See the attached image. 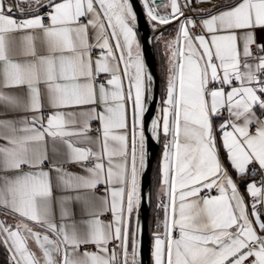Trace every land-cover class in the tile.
Instances as JSON below:
<instances>
[{
  "label": "snow or ice",
  "instance_id": "snow-or-ice-1",
  "mask_svg": "<svg viewBox=\"0 0 264 264\" xmlns=\"http://www.w3.org/2000/svg\"><path fill=\"white\" fill-rule=\"evenodd\" d=\"M140 2L141 12L133 0H0V208L15 220L0 219V244L10 264H145L161 141L150 264H264V179H244L264 172V0ZM20 3L37 7L17 19ZM141 14L154 32L176 24L151 117Z\"/></svg>",
  "mask_w": 264,
  "mask_h": 264
},
{
  "label": "crops",
  "instance_id": "crops-1",
  "mask_svg": "<svg viewBox=\"0 0 264 264\" xmlns=\"http://www.w3.org/2000/svg\"><path fill=\"white\" fill-rule=\"evenodd\" d=\"M13 2L18 3L19 0H13ZM223 3H224V0H202V2H200V3H193L192 6L194 7V9H213L216 5L223 4ZM19 7L24 10L25 15L20 16L19 14H15V16L17 19H22V18H28V14H29L30 9H35L37 7V5L35 3H33L31 5L25 4V3H20ZM45 9L46 8L41 9V14H42L43 10H45ZM220 10H224V9L221 8ZM161 14H163V8L162 7H161ZM188 14L191 15L189 12H188ZM205 18H207V16H203L200 19H205ZM168 27H170L169 31L171 32V36L168 38V37H165V35H163V39L158 40V42H159V46L161 47L162 54L165 55V57L169 59L170 53H169V50L165 47V42L174 37L176 24L172 23ZM138 35H139V32H138ZM160 35L161 34H159L157 37H159ZM139 38H140V35H139ZM217 123H219V121H217ZM92 128H93V125H92ZM253 131H254V129H253ZM162 150H163V141L161 144V152H160V155L158 157V162L160 161ZM222 156H223V153H222ZM224 166L229 168V171H230L231 175L233 176V179L236 180V182L240 185V187H239L240 193L245 196L246 201L250 204L251 198H250L249 194L246 192V183H241L240 178L238 177L236 172L232 171L231 166H230V164L226 158H224ZM255 166L258 167L257 165H255ZM46 167H47V165H46ZM66 167H68L69 170H71L73 172H79L80 171V169L74 164L73 165H67ZM53 176H55V173H53ZM244 179L246 182H249V181H257L258 182V181L264 179V172H258V174H256V175H247ZM159 191H160V185L158 184L157 188H156L155 195ZM217 194L218 193L215 190H213L211 192V195H217ZM157 202H158V199H157V195H156V198L154 201L155 207H156ZM156 212H158V211H156ZM159 213H160L159 216L162 218L163 213L162 212H159ZM0 219H7L9 223L15 222L14 218L10 214H8V211L4 208H0ZM102 219L109 220L110 216H103ZM153 224H154V220H152L151 232H153ZM37 230H39V229H37ZM30 246H31L33 251H34V249H36L38 251V249L34 243L30 242ZM8 255H9V253H8ZM9 261H10V255H9Z\"/></svg>",
  "mask_w": 264,
  "mask_h": 264
},
{
  "label": "water",
  "instance_id": "water-1",
  "mask_svg": "<svg viewBox=\"0 0 264 264\" xmlns=\"http://www.w3.org/2000/svg\"><path fill=\"white\" fill-rule=\"evenodd\" d=\"M134 4V10L141 12L142 5L139 0H133ZM139 29V35L141 44L145 47V59L146 63L149 66V71L154 75V81H155V99H149L148 105L150 108V113L147 114V117H151L152 115H155L156 111L159 108L160 105V96H159V83H158V76H157V70H156V59H155V53H154V47H153V35L154 33L151 31L150 25L147 23V17L146 15L141 14L138 20ZM144 37H148V42L145 44ZM160 144H153L151 147V154H152V161H151V167L153 164V161L157 155L158 149ZM151 170L149 172L150 176ZM150 188V186H149ZM149 208L144 209V232L142 236V247H143V260L145 264H150V245H151V235L148 229V215H149Z\"/></svg>",
  "mask_w": 264,
  "mask_h": 264
},
{
  "label": "trees",
  "instance_id": "trees-1",
  "mask_svg": "<svg viewBox=\"0 0 264 264\" xmlns=\"http://www.w3.org/2000/svg\"><path fill=\"white\" fill-rule=\"evenodd\" d=\"M169 30H170V27L166 26L162 28L160 32L154 33V31L151 28V31L154 33L152 41H153V47H154V53H155V59H156V70H157L158 83H159L160 99L164 91V82H165V77L167 74L168 58H166L165 55L162 54L161 47L159 46V42L157 39H155V37H157L162 32L163 35H165V37L169 38L171 36V32ZM161 144H162V141L160 143L157 155L153 161V164L151 167V173H150V178L152 181V183L150 184V191L152 193V204L149 209V215H148V229H149L150 235L152 233L151 232L152 220H154L155 217L160 215L159 212H156L157 209L154 205L156 196L154 198V194L156 192L157 185L159 184L156 170H157V165H158V157L161 152ZM0 264H10L8 252L5 246L2 244H0Z\"/></svg>",
  "mask_w": 264,
  "mask_h": 264
},
{
  "label": "built area",
  "instance_id": "built-area-1",
  "mask_svg": "<svg viewBox=\"0 0 264 264\" xmlns=\"http://www.w3.org/2000/svg\"><path fill=\"white\" fill-rule=\"evenodd\" d=\"M155 3H156L157 6H162V5H164L166 3V0H155ZM192 8H194V7L192 6ZM48 11H49V9L46 8L45 10H43L42 14H45L46 15ZM188 12L192 15L191 10H188ZM197 23H199V20H197ZM253 51L256 52V49H253ZM44 114L47 115V112H45ZM96 127H97V125L96 124H93V128H96ZM250 167L256 168L255 165H252Z\"/></svg>",
  "mask_w": 264,
  "mask_h": 264
},
{
  "label": "rangeland",
  "instance_id": "rangeland-1",
  "mask_svg": "<svg viewBox=\"0 0 264 264\" xmlns=\"http://www.w3.org/2000/svg\"><path fill=\"white\" fill-rule=\"evenodd\" d=\"M155 196H156V195L154 194V198H155ZM34 251H37V250H36V249H34ZM37 252H38V251H37ZM38 254H39V253H38Z\"/></svg>",
  "mask_w": 264,
  "mask_h": 264
}]
</instances>
